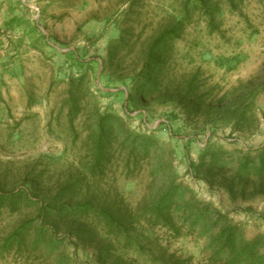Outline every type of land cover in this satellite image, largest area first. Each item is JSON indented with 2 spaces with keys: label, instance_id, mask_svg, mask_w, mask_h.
<instances>
[{
  "label": "rangeland",
  "instance_id": "obj_1",
  "mask_svg": "<svg viewBox=\"0 0 264 264\" xmlns=\"http://www.w3.org/2000/svg\"><path fill=\"white\" fill-rule=\"evenodd\" d=\"M24 1L32 21L4 33L0 57V264H207L212 234L174 236L151 214L173 187L179 205L264 238V179L236 171L264 144V0H207L208 13L201 0ZM163 34L162 71L142 95ZM104 116L115 126L96 161Z\"/></svg>",
  "mask_w": 264,
  "mask_h": 264
},
{
  "label": "trees",
  "instance_id": "obj_2",
  "mask_svg": "<svg viewBox=\"0 0 264 264\" xmlns=\"http://www.w3.org/2000/svg\"><path fill=\"white\" fill-rule=\"evenodd\" d=\"M229 1L233 3V0ZM200 4L205 12L208 13L210 7H208L207 0H201ZM170 32L171 36L177 34L176 29ZM168 40L167 35L163 34L162 37L154 40L149 46L148 55L145 57L143 63L141 79L143 83L141 88L142 95H145V92L150 89L151 84H153V81L157 79L162 71L161 52ZM193 85L194 80H191L187 92L184 93L185 97H189ZM151 89L150 91H153L155 86H152ZM114 126L115 120L111 116L99 118L95 123V129L90 139L96 161L102 158L106 144L108 141L110 142V136ZM116 130H120L118 125H116ZM140 140V137L132 138V136H127L124 139V143L133 152L139 150L143 154L148 153L150 147L145 142H140ZM254 153L255 155L253 157L245 156L238 161L236 171L239 178L243 180H248L250 177L264 179V144L255 149ZM210 165L220 169L227 164L223 158L212 156ZM184 198L185 194L181 188L173 187L164 191L151 207V214L155 218V221L157 223L162 221L164 226L168 227L174 233V236H179L182 230L191 233L198 230L205 236L212 234L209 239L210 254L207 264H264V238L258 236L251 241H247L238 227L228 224L223 225L224 217L220 214L215 215L208 208L198 209L196 207H190L188 204L179 205L178 203H182ZM87 208L88 205H79L71 208L69 212L86 213ZM173 211L180 213L177 220L182 222L181 228H176L178 223L170 215ZM104 215L109 224L121 228L122 223L115 220L111 214L105 212ZM150 262L153 264H171L170 261L165 262L162 258L152 257H150ZM178 263L181 264V262Z\"/></svg>",
  "mask_w": 264,
  "mask_h": 264
},
{
  "label": "crops",
  "instance_id": "obj_3",
  "mask_svg": "<svg viewBox=\"0 0 264 264\" xmlns=\"http://www.w3.org/2000/svg\"><path fill=\"white\" fill-rule=\"evenodd\" d=\"M29 5L24 0H0V57H4V33L19 32L32 21Z\"/></svg>",
  "mask_w": 264,
  "mask_h": 264
}]
</instances>
